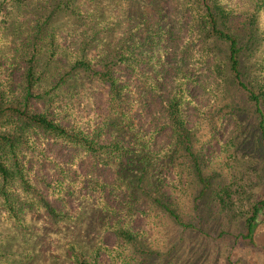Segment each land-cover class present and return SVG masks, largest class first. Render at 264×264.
I'll return each mask as SVG.
<instances>
[{
  "label": "rangeland",
  "instance_id": "obj_1",
  "mask_svg": "<svg viewBox=\"0 0 264 264\" xmlns=\"http://www.w3.org/2000/svg\"><path fill=\"white\" fill-rule=\"evenodd\" d=\"M155 1L63 0L55 9L57 0H24L16 7L18 12L13 9L9 21L16 29L20 28L18 31L31 32L36 22L40 25L50 15L48 28L54 30L55 43L66 50L81 48L80 37L89 29L90 33H96V40L90 39L89 43L93 48L97 41L113 43L126 35L129 39L133 34L142 38L144 28L154 21L169 22L171 27L166 35L169 63L159 81L162 95L166 96L183 79L178 75L174 80V75L178 67L175 57L181 51L178 46L186 36V15L180 13V0ZM209 3L219 12L223 9L234 12L224 16L220 26L245 47L241 59L243 79L264 96V5L255 0H209ZM158 9L163 10L161 17L157 15ZM97 17L102 28L95 27ZM142 21L144 28L131 30ZM4 38L6 50H10L9 43L15 47L13 35L6 33ZM215 48L223 60L225 47ZM196 51L192 42L181 53L186 58L182 70L188 72L189 80L184 79V84L191 101L185 102L182 117L176 114L175 127L167 125L151 145L154 163L142 174H131L126 179L132 182L131 211L126 216L119 204L128 197L123 177H116L107 166L89 168L90 178L115 184L118 211L113 218L130 230V239L123 241L110 230L99 228L96 209L90 202L69 197L63 206L52 199L58 213L56 219L48 217L45 211L27 213L24 240L20 239L18 229L0 217V252L4 253L1 256H12L10 264H264V209L254 221L251 240L242 238L251 205L264 195V135L258 133L252 104L236 86L226 63L223 61L222 78L218 79L209 62L196 61L197 66L189 63ZM43 60L42 56L37 67L40 71ZM20 65L26 67L27 63L21 61ZM52 65L53 62L49 67ZM145 65L140 63L138 68H145L148 74L151 66ZM0 67H5L1 57ZM119 68L121 78H128L133 84L137 98L132 103L134 119L140 125L158 124L165 117L161 102L149 94L140 95L143 79L125 72L122 66ZM4 75L0 72V78ZM18 75L13 71L11 77L16 79ZM51 79L42 78L35 90L49 86ZM83 81L85 89L65 95L71 96L82 119L95 124L106 112V88L96 77ZM60 88L65 90L66 85ZM31 105L35 112L40 111L38 101L33 100ZM262 107L264 111V102ZM34 151L39 155L33 157L32 164L35 171L44 172L47 183L50 175H57L56 170L47 171L53 168V161L65 160L68 153L48 141L41 150ZM33 153L30 151V156ZM44 161L48 163L43 164ZM79 165L86 170L85 163ZM87 194L95 196L91 191ZM106 223L109 225L110 220ZM69 239L74 243L71 248L65 244ZM118 248L120 252L116 253ZM70 249L77 255L75 258L70 257ZM109 249L114 258L107 255ZM27 251L29 258L11 263L10 259L16 257L13 255L22 259L29 254Z\"/></svg>",
  "mask_w": 264,
  "mask_h": 264
},
{
  "label": "trees",
  "instance_id": "obj_2",
  "mask_svg": "<svg viewBox=\"0 0 264 264\" xmlns=\"http://www.w3.org/2000/svg\"><path fill=\"white\" fill-rule=\"evenodd\" d=\"M23 1L0 0V57L4 59L5 65L4 68L0 67V72L5 73L4 77L0 78V217L18 229L20 239L24 240L26 237L24 220L27 213L45 211L48 217L56 219L58 213L51 200L66 206L69 197L84 199L92 204L96 209L99 228L110 230L116 238L119 237L123 241L130 239V230L124 228V224L120 225L117 218H113L118 211V192L117 188L114 189L115 184H106L94 176L90 178L89 168L107 166L116 177H123V183L128 188V197L120 200L119 204L121 212L126 216L131 211L132 196V182H127L126 179L131 174H142L149 164L154 163L151 145L167 125L175 127L178 121L176 114L182 117L181 111L186 106L185 102L191 101L190 92L184 84V79H188V72L182 70L186 58L181 54L188 43L193 42L197 48L196 56H193L189 63L193 62L197 66L196 61L201 64L209 62L216 78H222L220 70L224 62L226 63L236 86L252 104L257 117L258 133L264 135V96L260 89L248 85L243 79L241 59L245 47L238 43L234 35L220 26L224 16L234 14L230 9H223L221 13L210 5L209 0H180V13L186 15V36L178 46L181 51L175 57L178 67L174 80H177L178 75L183 79L172 92L163 96L159 81L169 63L166 59V35L171 27L169 22L164 23L158 19L145 28L142 26L144 21L137 22L140 24L131 30L144 28L145 34L142 38L133 34L129 39L126 35L117 38L113 43L97 41L93 48L89 47V43L90 39H95L96 33H90L89 29L80 37L81 48L66 50L55 43L54 30L48 28L50 15L42 20L40 25L36 22L31 32H20V28L12 26L9 16ZM62 1L57 0L55 9ZM255 1L261 6L264 5V0ZM157 15L161 17L163 10L158 9ZM96 19L95 27L102 28L100 18ZM177 24L180 25V19ZM6 33L15 37V47L12 48L9 43L10 50H6L5 46ZM217 45L225 47L223 60L220 59V51L215 48ZM148 50L151 52H147ZM42 56L43 68L40 71L37 67ZM21 61L26 62L27 66L22 67ZM51 62L53 65L49 67ZM140 63L151 66V71L147 74L145 68H138ZM121 66L130 75L143 79L144 86L140 95L149 94L161 102L165 117L158 124L140 125L134 119L132 103L137 98H134L132 82L128 78H121ZM13 71L19 74L16 79L11 77ZM94 77L105 85L107 108L97 123L88 124L75 110L71 96L65 94L73 95L85 89L83 80L89 81ZM42 78L52 79L49 86L40 87L39 91H36L37 83ZM69 81L71 82L68 83ZM61 85H66L65 90L60 88ZM33 100L41 104L40 111L35 112L32 108ZM45 141L69 154L63 161H53V168L47 171L50 173L56 170L57 175H50L47 183L44 182L47 181L44 172L35 171V165L32 164L33 157L37 158L39 155L34 150H41ZM30 151L34 152L32 156ZM79 162L86 164V170ZM46 163L48 162H43ZM39 185H43V188ZM88 191L95 193V196L87 194ZM262 209L264 195L250 207L249 215L245 218L243 239L251 240L254 221ZM108 219L109 225L106 223ZM13 237L17 239L16 233ZM65 244L67 248L74 245L71 239L66 240ZM70 250V257L75 258L77 255ZM119 250L115 249V252L119 253ZM1 255L4 253L0 252ZM107 255L110 259L115 256L111 249ZM13 256L16 257L10 259L11 263L24 261L31 255H24L22 259L17 258L18 255ZM10 257L1 256L0 264H10Z\"/></svg>",
  "mask_w": 264,
  "mask_h": 264
}]
</instances>
